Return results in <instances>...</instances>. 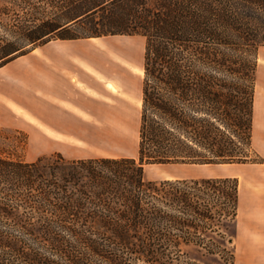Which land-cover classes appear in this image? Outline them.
<instances>
[{"label": "trees", "instance_id": "16d2710c", "mask_svg": "<svg viewBox=\"0 0 264 264\" xmlns=\"http://www.w3.org/2000/svg\"><path fill=\"white\" fill-rule=\"evenodd\" d=\"M3 2L99 9L81 22L83 34L43 20L1 38L0 67L55 38L142 35L146 46L137 157L0 155V264H172L182 251L178 226L190 234L217 215L236 220L237 179L153 181L146 166L249 162L235 138L254 151L264 0ZM229 181L230 210L216 214L189 185Z\"/></svg>", "mask_w": 264, "mask_h": 264}, {"label": "crops", "instance_id": "0c3cea01", "mask_svg": "<svg viewBox=\"0 0 264 264\" xmlns=\"http://www.w3.org/2000/svg\"><path fill=\"white\" fill-rule=\"evenodd\" d=\"M98 38L53 40L0 67V128L27 132L31 143L61 152L69 143L95 145L117 135L120 123L134 107L141 111V82L133 89L122 50H102ZM143 69L142 67H140ZM112 83L118 90L109 87ZM143 101V100H142ZM252 145L264 157V65L256 74ZM124 157V156H121ZM225 166L204 179H237L238 213L234 264H264V161ZM203 179V178H202Z\"/></svg>", "mask_w": 264, "mask_h": 264}, {"label": "rangeland", "instance_id": "374dc122", "mask_svg": "<svg viewBox=\"0 0 264 264\" xmlns=\"http://www.w3.org/2000/svg\"><path fill=\"white\" fill-rule=\"evenodd\" d=\"M97 6L98 4H45L41 2H37V4H11L3 2L0 4V41L1 38L5 41L14 40L16 34L14 31H18L23 26L33 27L43 20L61 23L65 27L71 28L74 33L83 34L85 30L81 22L85 21L89 14L98 10L99 7ZM89 9L93 10L87 13ZM96 16L98 19L99 15ZM84 26L86 25L84 24ZM96 38L98 39L93 42L102 50L117 49L119 67L122 65V50L126 49L127 55L135 62L132 65L128 63L133 74V89L136 90L139 82L143 88L144 71L141 74L140 67L143 68L146 38L142 35H109ZM53 40L59 39L55 38L51 41ZM136 40L141 43L137 57L131 48V43ZM259 64L264 65V47L258 53V67ZM116 88L120 95V86ZM136 103V98H133L134 107L128 112L126 121L122 125L120 123L117 135L102 137L95 145L69 143L61 152L53 151V147H47L49 151L41 152L39 151L40 148H46L43 147L44 144L40 140L34 144L31 143L27 132L0 128V155L26 161H34L41 156H49L54 153H61L68 159L137 157L142 109L139 113ZM142 104L143 101L141 100V106ZM235 141L240 151L245 150L247 152L248 163H253L252 160L264 161V157L259 154L256 155L253 150L246 149L242 140L235 138ZM224 167L218 166V164H151L146 166V178L153 181L204 179L213 176L215 170ZM189 185L194 188V192L205 199V203L210 205L213 213L216 214L223 209L230 210L227 195H231L233 192V182L211 185L202 183L197 186L190 183ZM183 188L186 189L187 187L183 186ZM235 224L236 221L232 218H221L217 215L215 219L205 220L201 223L198 231L190 230V234L183 233L182 228L178 226L174 231L173 240L175 241L173 242H179L182 251L172 264H234L235 247L231 241H233L232 236L235 233ZM185 242L189 243L186 244ZM209 250L215 253L211 254Z\"/></svg>", "mask_w": 264, "mask_h": 264}, {"label": "bare ground", "instance_id": "6f19581e", "mask_svg": "<svg viewBox=\"0 0 264 264\" xmlns=\"http://www.w3.org/2000/svg\"><path fill=\"white\" fill-rule=\"evenodd\" d=\"M140 41L139 40H136L134 42L131 43V48L133 49L134 51V55L135 57L138 56L139 54V50H140ZM141 71V74H143V69H140ZM109 87L112 89V90H116V87L112 84V83H109Z\"/></svg>", "mask_w": 264, "mask_h": 264}]
</instances>
